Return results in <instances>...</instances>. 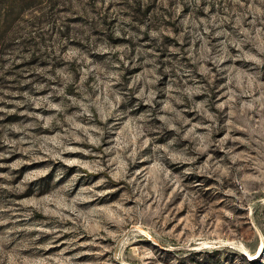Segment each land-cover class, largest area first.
<instances>
[{"label":"rangeland","instance_id":"rangeland-1","mask_svg":"<svg viewBox=\"0 0 264 264\" xmlns=\"http://www.w3.org/2000/svg\"><path fill=\"white\" fill-rule=\"evenodd\" d=\"M0 264H264V0H0Z\"/></svg>","mask_w":264,"mask_h":264}]
</instances>
